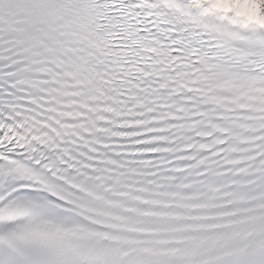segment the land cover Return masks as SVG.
I'll return each mask as SVG.
<instances>
[{"label":"snow or ice","instance_id":"1","mask_svg":"<svg viewBox=\"0 0 264 264\" xmlns=\"http://www.w3.org/2000/svg\"><path fill=\"white\" fill-rule=\"evenodd\" d=\"M0 264H264V0H0Z\"/></svg>","mask_w":264,"mask_h":264}]
</instances>
